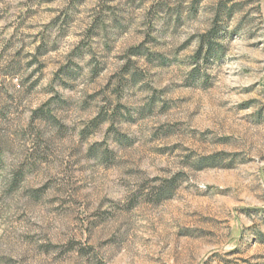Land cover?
<instances>
[{
	"label": "rangeland",
	"instance_id": "rangeland-1",
	"mask_svg": "<svg viewBox=\"0 0 264 264\" xmlns=\"http://www.w3.org/2000/svg\"><path fill=\"white\" fill-rule=\"evenodd\" d=\"M0 264H264V0H0Z\"/></svg>",
	"mask_w": 264,
	"mask_h": 264
}]
</instances>
